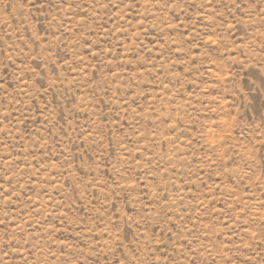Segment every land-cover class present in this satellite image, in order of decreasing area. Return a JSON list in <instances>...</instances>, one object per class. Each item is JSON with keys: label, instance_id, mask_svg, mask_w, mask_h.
Masks as SVG:
<instances>
[{"label": "rangeland", "instance_id": "1", "mask_svg": "<svg viewBox=\"0 0 264 264\" xmlns=\"http://www.w3.org/2000/svg\"><path fill=\"white\" fill-rule=\"evenodd\" d=\"M0 264H264V0H0Z\"/></svg>", "mask_w": 264, "mask_h": 264}]
</instances>
